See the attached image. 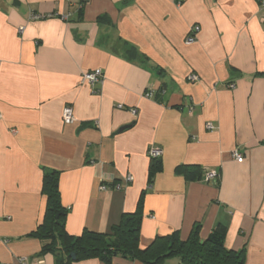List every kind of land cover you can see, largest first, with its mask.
<instances>
[{"label":"crops","instance_id":"crops-1","mask_svg":"<svg viewBox=\"0 0 264 264\" xmlns=\"http://www.w3.org/2000/svg\"><path fill=\"white\" fill-rule=\"evenodd\" d=\"M263 16L256 0H0V263L55 264L26 235L44 216V173L56 170L72 235L109 233L145 190L140 248L223 225L227 249L264 264ZM96 68L98 91L79 83Z\"/></svg>","mask_w":264,"mask_h":264},{"label":"trees","instance_id":"trees-1","mask_svg":"<svg viewBox=\"0 0 264 264\" xmlns=\"http://www.w3.org/2000/svg\"><path fill=\"white\" fill-rule=\"evenodd\" d=\"M98 19L102 21L106 17L99 16ZM159 169V158H151L149 185ZM197 170V167L177 168L178 172L189 179L195 178ZM58 178L59 172L56 170L44 173V216L35 230L26 235L41 242L38 256L50 254L54 257L55 264H72L90 258L112 264L114 257L137 260L141 264H164L169 259H177L178 264H245L244 248L237 251L224 246L226 227L223 225H217L203 240L200 238V226L196 224L186 239H181L176 230L168 235L158 236L146 248H140L139 234L145 190L139 196L135 211L123 213L119 223L112 226L109 233L84 229L81 234L72 235L65 228L67 210L61 205Z\"/></svg>","mask_w":264,"mask_h":264},{"label":"built area","instance_id":"built-area-1","mask_svg":"<svg viewBox=\"0 0 264 264\" xmlns=\"http://www.w3.org/2000/svg\"><path fill=\"white\" fill-rule=\"evenodd\" d=\"M85 1V0H84ZM259 4L260 7L264 8V0H256ZM41 15H34L32 16V19H39L41 18ZM262 21L264 22V16L262 17ZM198 30V27L194 26L190 29L188 36L186 37V42L187 43H191L194 41L195 39V32ZM188 79L190 81H198V76L195 74H190L188 76ZM103 81V71L100 68H96L93 70H89L87 72H84L79 80L80 84L83 83H88L92 88H94L95 91H98V89H95L96 86H99L100 84H102ZM148 94H151V92H149ZM118 108H123V106L120 104L117 106ZM132 113H135L134 109H131ZM1 117V114H0ZM75 120V116L73 113V109L70 105H66L62 111V121L64 123H71ZM206 127L208 129H212L213 126L211 123H207ZM162 154V151L158 148H153L149 151V155L151 158H159ZM233 156L234 158L241 162L243 160V156L234 151L233 152ZM216 171L214 170H210V171H205V177L206 179H213L215 177H217L216 175ZM123 184L126 185L127 183H129L131 181V177L130 176H126L125 178H123ZM121 186H117V188H120ZM107 187L105 185H101L100 189H106ZM19 264H26L24 259H20L19 260Z\"/></svg>","mask_w":264,"mask_h":264},{"label":"water","instance_id":"water-1","mask_svg":"<svg viewBox=\"0 0 264 264\" xmlns=\"http://www.w3.org/2000/svg\"><path fill=\"white\" fill-rule=\"evenodd\" d=\"M125 127H128V126H124V127L120 128V130L124 129Z\"/></svg>","mask_w":264,"mask_h":264}]
</instances>
